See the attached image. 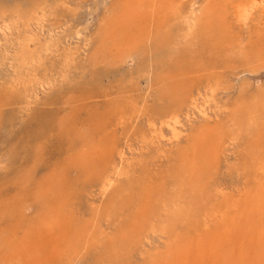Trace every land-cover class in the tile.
Here are the masks:
<instances>
[{
  "label": "bare ground",
  "instance_id": "obj_1",
  "mask_svg": "<svg viewBox=\"0 0 264 264\" xmlns=\"http://www.w3.org/2000/svg\"><path fill=\"white\" fill-rule=\"evenodd\" d=\"M60 1L26 0L24 6L1 13L7 19L0 35L17 36L12 59L18 75L32 68L33 79L24 82L23 93L29 85L44 88L51 83L34 71L40 66L38 42L29 34L22 39L19 35L32 26L41 30L46 10L42 3L54 7ZM110 5L94 53L110 63L134 56L164 58L157 89L167 102L161 113L148 118L150 135L141 132V142L171 145L168 166L153 176L142 164L132 176L123 166L128 160L115 133L99 134L106 120L114 119V126L126 132L125 123L136 118L135 101L119 91L133 90L131 86L117 90L101 113L79 109L78 115L42 118L40 133L57 135L62 144L57 151H65L61 166L49 173L46 169L32 189L25 185L19 193L23 204L17 206L14 200L0 208V224L6 225H0V264H71L81 252L100 247L112 264H123L134 252L146 256V264H264V81L253 89L240 84L231 106L221 112L217 104L225 73H216L230 61L250 65L249 72L264 70V0H111ZM242 30L247 31L245 40ZM89 91L84 87L77 99ZM221 113L227 115L224 124L218 120ZM78 116L87 123L79 126ZM198 119L203 123L187 133L185 123ZM43 139L32 135L27 176L44 162ZM229 147L238 153L225 170L238 178L231 185L217 179L221 156ZM160 153L159 158L164 156ZM70 170L75 171L72 178ZM21 178L24 184L26 176ZM92 187L110 199L88 211L85 219L73 211V204ZM28 208L35 217L27 222ZM117 211L124 218L117 217L121 223L108 232ZM152 238L160 244L142 253Z\"/></svg>",
  "mask_w": 264,
  "mask_h": 264
},
{
  "label": "rangeland",
  "instance_id": "obj_2",
  "mask_svg": "<svg viewBox=\"0 0 264 264\" xmlns=\"http://www.w3.org/2000/svg\"><path fill=\"white\" fill-rule=\"evenodd\" d=\"M25 1L0 0V27L4 24L3 19H7L2 18L1 13L17 5L24 6ZM60 3L61 5L57 4L54 7L47 2L42 3L46 9L44 12V27L38 30V28L32 26V31H29V33L22 32L19 35V38L22 39L29 34V36L36 39L35 42H38L35 48L38 49L39 47L40 66L36 67L33 64L31 66L35 67L36 77H44V81L51 83L49 87L34 86L30 88L29 85L27 86L29 91L23 93L26 86L24 82L33 79L32 68L23 69L21 75H18L20 73L18 66L12 59L13 51H15L18 44L17 36L11 35L9 32L0 35V208L4 206L3 204L10 206L14 200L18 202L17 206L23 204L19 199V193L23 191L24 186L26 185L28 189H32L34 180L40 181L46 169L49 173L61 166L59 161L65 151L59 153L62 148L59 152L57 151L62 145L58 142L57 135L49 132L40 133L42 131L40 130L42 118L49 119V116L53 115L54 119L56 114L59 116L65 114L78 115L77 110L79 109H84V111L90 109L101 113L104 111L106 103L119 91H121L124 98L135 101L136 110L139 111L138 115L130 122L125 123L128 132L122 131L120 126H118L119 128L115 127L114 119H108L109 121L106 120L102 124L101 130H99L100 133H98L104 135L115 133L116 144L125 151V157L128 161L124 162L123 166L130 171L129 173L138 174L142 164H145L151 175L154 176L164 171L168 166L166 154H170L168 149L171 145L165 143L148 145L141 142V132H144L146 136L150 135L147 126L148 118L152 117L154 113H161L160 111L167 102L166 96L160 94L158 90L160 88L157 89L160 86L157 83L159 79L158 70L164 67L161 64L164 58L153 61L151 56L145 55L126 58L123 61L117 59L114 62H108L102 55L94 53V49L96 35L103 19L106 17L107 10L111 6V0H61ZM9 11L7 15H9ZM246 35L247 31L242 30L240 32V36L244 40ZM180 43H183V40ZM46 48L48 50L44 51ZM30 49H34V47L30 45ZM64 55H68L67 60H69L66 62V66L62 64ZM249 69L250 65H246L241 61H230L216 70V73H225V81L221 84L217 104L220 106L221 112L224 111L223 108L226 110L231 106L240 84H248L250 89H253L264 81V70L249 72ZM48 71L51 73H48ZM19 76L20 79L17 78ZM91 85L95 87L93 88ZM31 86H33V83ZM123 86H131L133 90H119ZM84 87L93 90L92 93L90 94L91 91L87 94L85 92L81 95V99H77ZM117 90L119 91L117 92ZM24 95H27V98ZM145 108L150 111L146 113ZM78 118L80 119L76 122L79 123V126L84 122L87 123V118L84 119L79 116ZM218 120L224 124L227 115L221 113ZM202 123L203 120L201 119L185 123L187 133L190 129ZM83 132L85 133L84 130ZM35 133L44 137L42 141L45 147L44 162L40 166H34V173H30V171V175L27 176V172L32 165L33 157L31 155H33L32 149L34 148V144L30 140ZM164 133L167 134L166 131ZM31 145H33L32 148ZM160 151L164 153V156L159 158L162 155ZM237 154L235 147H229L228 151L222 154L217 178L222 183L227 182V185H231L229 182L235 183L238 179L235 175L225 173L228 165L236 162ZM20 174L26 176L24 184ZM74 175L75 171L70 170L69 177L72 178ZM122 182H125V180H120L118 183ZM234 185L229 188L234 187ZM100 196L97 187L85 190L81 202H74L73 211L77 209L80 211L78 213L79 217L89 218L86 214L88 211L100 208L101 203L104 205L110 199L109 195ZM27 198L29 199L28 196ZM30 204L32 205V203ZM30 204L25 203V206L27 207ZM118 212L120 211L114 213L115 217L113 216L112 224L107 225L109 228H106V222H101L103 228L107 229L106 231L112 233L118 228V222L121 223L124 218V214ZM26 213L25 219L27 222L35 217V211L32 208H28ZM0 225L6 226L4 223ZM159 244L157 238H152L151 244L140 250L142 253H146ZM100 253H102L101 247L91 248L87 252L83 251L72 259L71 264H112ZM123 264H146V256L142 257L139 256L138 252H134L131 257L123 261Z\"/></svg>",
  "mask_w": 264,
  "mask_h": 264
}]
</instances>
